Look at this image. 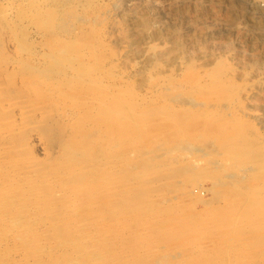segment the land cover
<instances>
[{"label": "rangeland", "instance_id": "1", "mask_svg": "<svg viewBox=\"0 0 264 264\" xmlns=\"http://www.w3.org/2000/svg\"><path fill=\"white\" fill-rule=\"evenodd\" d=\"M104 106L119 112L114 122L85 118ZM81 122L98 132L96 147L120 157L108 163L120 171L111 174L113 192L133 196L131 174L160 166L154 206L127 199L128 210L108 217L91 207L116 193L83 203L91 187L66 182L72 160L92 158L72 149ZM259 154L264 0H0V264H85L76 248L84 243L97 251L84 260L113 255L116 264H264ZM25 179L35 190L52 184L63 202L47 189L39 196L56 210L70 207L74 193L82 208L73 224L83 229L69 247L54 243L51 215L35 221L29 200V221L12 226L4 216L14 202L2 196L20 197ZM24 224L35 227L38 248L19 238Z\"/></svg>", "mask_w": 264, "mask_h": 264}, {"label": "bare ground", "instance_id": "2", "mask_svg": "<svg viewBox=\"0 0 264 264\" xmlns=\"http://www.w3.org/2000/svg\"><path fill=\"white\" fill-rule=\"evenodd\" d=\"M43 22V20H41ZM47 21V20H46ZM45 24L47 25L48 22ZM45 26V25H44ZM103 95V94H102ZM102 101L103 98H102ZM116 101V100H115ZM106 106V104H105ZM103 109H100V110H97L96 112H92V113H89L85 118L91 120V121H95L97 122V126L99 127V122L102 121L104 118H106V121L108 120L110 123H112V121L114 122L115 121V118H118V114L119 112L118 111H114L112 108H108V107H105ZM121 108V107H120ZM164 110V109H163ZM172 110V109H171ZM176 112H168L167 114H165V116L169 119H176L178 118V114H175ZM132 116V115H131ZM141 116L139 114H136L134 115L133 117H125L126 119L130 120L131 122H133L135 119H138L140 118ZM125 119V120H126ZM142 118L140 119V122H141ZM79 126V130H78V133L79 135L81 134V138H76L74 139L75 140V145L74 147L75 148H72L73 150H76L77 148H80V149H84L86 151H88L89 154H91L92 158H87L84 163L82 164L81 166V163H77L75 164V166L73 165L74 162L71 161L70 164L72 165H69V167L71 168H75L74 170H70L71 168H68V175L66 177V182L69 184V185H74V186H82V187H91L90 190H86L84 189L85 193L88 194L87 198L85 201H83V203H88L89 201L91 200H94V201H98L100 199H102L106 194L108 195L107 197H111L110 196V192L111 193H116V195L114 197H117L116 199L114 200H111L110 202L107 201V203H100V204H96L95 207H91L92 210L94 209H97L96 207L99 206L98 208V211H102V210H105L104 213L106 216H111V217H114V214L116 215H122L126 210H128L129 208V204L127 202V199H130V202L131 204H136L139 200H143L142 202H145L147 203V201H150L152 203H150L151 206H154L153 205V201H155V194H154V190H151V186L153 185L154 181L156 179H159L157 176L159 172V169H160V166H155L154 169L150 167H147V165L145 166H141L143 169L139 170V171H136L135 173L131 174V176L128 178V180H133V182H135L137 185V187H135L133 190H138L133 196H128L127 194H123V193H120L116 190V192H113L112 191V188L109 189V186L112 182V184H114V181L111 180V174H120V171L118 170V172L116 171L117 167H109L110 165L108 164L110 161H114L112 159H119L120 157L119 156H115V155H111L110 152L108 151H105L107 149H101V147H96L95 146V140H99L97 139L98 138V132L96 134V131L92 129H87L86 127H84L83 125H85L84 122H81L80 124H78ZM133 126V125H132ZM151 129L153 130H157V129H160L161 126L160 125H151L150 126ZM113 128V126L111 127ZM119 129H120V132H121V136H123V126H119ZM148 130V129H147ZM56 132V131H55ZM60 132V131H59ZM59 132H56V135H59ZM110 133L112 134V132L110 131ZM75 134V133H74ZM183 134V133H181ZM130 135V134H129ZM134 135V133L132 132V136ZM185 137L188 136L189 138H192L195 134L191 133L189 130L183 134ZM131 136V137H132ZM173 136V135H172ZM104 137V136H103ZM129 137V136H128ZM187 137V138H188ZM133 138V137H132ZM73 140V139H72ZM76 140H81L80 142L78 141V143H76ZM121 140V139H120ZM176 140V139H175ZM180 140V139H178ZM95 141V142H94ZM100 141V140H99ZM184 142L187 141V140H183ZM99 143V142H98ZM189 145L186 146V148L188 146H190L191 148V144L188 143ZM73 146V145H72ZM192 149V148H191ZM190 150V149H189ZM141 153V152H140ZM148 153V152H147ZM146 154V153H145ZM141 155V154H140ZM147 156V155H146ZM141 157V156H140ZM125 158V157H124ZM150 158V157H149ZM146 159V158H145ZM154 159V158H153ZM152 159V160H153ZM256 159L264 162V154H259V156L256 157ZM148 162V161H147ZM158 162V161H157ZM146 163V162H145ZM153 165H154V161L152 162ZM80 165V166H79ZM128 165V164H127ZM144 165V164H143ZM151 165V164H150ZM183 165V164H182ZM73 166V167H72ZM107 166H108V169H107ZM162 166V165H161ZM127 167V166H126ZM140 169V168H139ZM66 171V172H67ZM122 171V169H121ZM127 182V181H126ZM125 182V183H126ZM130 182V181H128ZM48 182H46L45 184L47 185ZM52 183V182H51ZM124 183V182H123ZM123 184V185H127L128 183L126 184ZM32 182H29L25 179V181L21 182V184H18V190H17V193L20 194V197L16 196V195H10L9 196V192L8 194H5L2 196V199H3V202L5 204H8V203H12L14 202L11 206H4L3 209L5 208V217L6 216H9V220H11V225L12 226H18L16 225L17 223L19 224L20 221L25 220H30L31 218L28 217V208H26V202L27 200H29L28 202H30V207L32 206L35 211H36V216L38 217L35 221L39 220L40 218V214L42 213L43 216L45 215V217H53V221L55 222H58L55 226H54V222L53 224L51 225L52 229L49 228V231L51 229V232L54 230V234L53 236L55 237L54 239H56V241L54 240V243L55 242H58L60 245H62V248L64 245L67 244L66 240L68 239H71L73 237H75V235L77 234V230L78 228H81V227H77L75 226L74 223V220H73V217L77 214H79L80 212V209L82 207H80V209H77L78 208V202L76 201V197L74 196V193H73V198L72 197H68L66 196L68 199H72L70 201H72V204L70 207H66L64 208L62 206V208H60L59 210H56L55 208L56 207H53L52 205L55 204V203H50V201H43L42 203L40 202L41 200H43L42 197L39 196V193H41L43 191V189L45 190V193L47 192L46 189L50 192H48L49 194V197L51 198V200H54V199H58L61 195L59 194H56V191L54 190H50L51 185L50 184L49 186H45L46 188H37L36 190L33 189L34 186L32 185ZM43 185V184H42ZM44 186V185H43ZM106 188V190H103V195L100 194V192L97 193L98 190H102L103 188ZM115 189V188H114ZM116 189H118V187H116ZM76 193V192H75ZM4 197L7 198V200H4ZM61 202H63L64 200V196H61ZM113 198V197H111ZM75 200V201H74ZM55 201V200H54ZM59 201V200H58ZM74 201V202H73ZM82 203V202H80ZM144 203V204H145ZM2 204V203H1ZM4 204V205H5ZM52 204V205H51ZM57 204V203H56ZM55 204V205H56ZM52 207H51V206ZM80 205V204H79ZM69 206V205H68ZM134 209H136V207H133ZM77 209V210H76ZM150 210V209H149ZM151 210H153L151 208ZM95 211V210H94ZM138 210H135V212H137ZM60 212V214H59ZM67 212H70L67 214ZM131 213V212H130ZM51 215V216H50ZM67 215V216H66ZM67 217L69 218L68 221H65L63 220L62 218L64 217ZM8 218V217H7ZM41 218H43L41 216ZM40 218V219H41ZM75 218V217H74ZM65 219V218H64ZM23 220V221H24ZM25 220V221H26ZM45 220V219H44ZM77 220V219H76ZM40 221V220H39ZM42 221V220H41ZM61 222H63L61 224ZM87 223V221H85ZM27 223V222H26ZM33 223V222H32ZM38 223V222H37ZM81 223H83V219L81 221H78V224L80 225ZM31 224V223H30ZM10 225V224H9ZM10 225V226H11ZM34 225V224H33ZM38 225V224H37ZM47 225V224H46ZM88 225V224H87ZM28 226V227H27ZM84 226V225H83ZM87 227V226H86ZM84 226V228H86ZM19 229H22L24 228V232L21 231L20 233V236L19 238L23 241V244L26 246H28V248H30L31 250L36 246V245H39V243L41 242V239H39V236L38 234H36L33 229L35 228L31 225H28V224H24V226H19L17 227ZM14 229V228H13ZM83 229V227L81 228ZM35 230V229H34ZM15 232H17V230H13ZM36 231V230H35ZM38 232V231H37ZM44 232H47V231H44ZM81 230H80V234H81ZM40 233V232H39ZM49 233V232H48ZM48 233H46L44 236H46ZM95 233V232H94ZM84 234V233H83ZM86 234V233H85ZM42 235V234H41ZM80 236V235H79ZM79 236H77L76 238H80ZM83 237V236H81ZM85 237V235H84ZM82 238V241L81 244L85 241V238ZM51 238V237H50ZM53 238V237H52ZM87 238V237H86ZM74 239V238H73ZM81 239V238H80ZM84 239V241H83ZM44 240V239H43ZM46 240V239H45ZM79 240V239H78ZM96 240V239H95ZM52 241V240H51ZM77 241V240H76ZM53 242V241H52ZM71 242V241H70ZM78 242V241H77ZM96 242V241H94ZM75 245L78 244V243H74ZM80 244V245H81ZM92 244V243H91ZM70 245V243L68 242L67 246ZM83 245H89V244H82V247H79V245H76V248H77V251L78 253H81V255L79 257L83 258L81 259L82 262L84 261H88L87 263L85 264H113L112 262H114L116 264L117 262V258L116 256L114 257L112 255V257L110 258V260L107 262L106 260H87L88 258H90V254H93L95 252H91V249L87 246H84ZM71 246H73V244L71 243ZM94 246V245H93ZM92 246V247H93ZM98 246V245H97ZM96 246V247H97ZM58 247V245L56 246ZM69 247V246H68ZM67 247V248H68ZM91 247V245H90ZM91 247V248H92ZM27 248V247H26ZM35 248H38V247H35ZM34 248V249H35ZM39 248H42V247H39ZM75 248V247H73ZM75 248V249H76ZM95 248V247H94ZM30 249H29V252H30ZM69 249V248H68ZM96 249V248H95ZM42 250V249H41ZM40 250V251H41ZM34 251V250H33ZM44 251V250H42ZM73 250L71 249V252ZM75 251V250H74ZM109 251V249H108ZM39 252V250H38ZM76 253V252H75ZM74 253V254H75ZM66 254V253H64ZM68 254V252H67ZM74 254H71L74 256ZM100 254V253H98ZM63 255V254H61ZM69 255V254H68ZM76 255V254H75ZM102 255V254H101ZM84 256H88V258L86 260H84ZM93 256V255H92ZM91 256V257H92ZM96 256V255H95ZM62 257V256H61ZM68 257V256H67ZM72 257V256H71ZM76 257V256H75ZM102 257V256H101ZM110 257V256H109ZM108 257V258H109ZM70 258V256H69ZM73 258V257H72ZM77 258V257H76ZM105 258V257H104ZM62 259V258H60ZM65 260V258H63ZM79 261H80V258H78ZM91 259V258H90ZM93 259V257H92ZM107 259V258H106ZM58 260V259H57ZM71 260V258L69 259ZM75 260V258H74ZM68 261V259H67ZM66 261V262H67ZM106 261V262H105ZM60 262H62L60 260ZM64 262V261H63ZM77 264L79 262H76ZM72 264V262H71ZM74 264V263H73Z\"/></svg>", "mask_w": 264, "mask_h": 264}]
</instances>
